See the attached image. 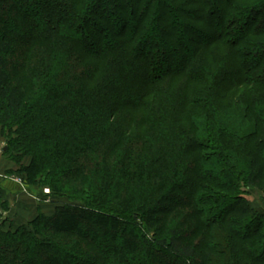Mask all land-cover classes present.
<instances>
[{
    "label": "trees",
    "instance_id": "trees-1",
    "mask_svg": "<svg viewBox=\"0 0 264 264\" xmlns=\"http://www.w3.org/2000/svg\"><path fill=\"white\" fill-rule=\"evenodd\" d=\"M0 138V264H264V0H0Z\"/></svg>",
    "mask_w": 264,
    "mask_h": 264
},
{
    "label": "crops",
    "instance_id": "crops-1",
    "mask_svg": "<svg viewBox=\"0 0 264 264\" xmlns=\"http://www.w3.org/2000/svg\"><path fill=\"white\" fill-rule=\"evenodd\" d=\"M14 165L9 166L6 169L13 168ZM3 169L0 170V195L9 201L11 205V211L13 215L17 216L19 222H26L37 214L39 208H43L46 211L51 210L49 207H44L41 202H39V193L41 191H31L22 189L20 184L15 180L8 178L4 174ZM41 197V196H40Z\"/></svg>",
    "mask_w": 264,
    "mask_h": 264
},
{
    "label": "rangeland",
    "instance_id": "rangeland-1",
    "mask_svg": "<svg viewBox=\"0 0 264 264\" xmlns=\"http://www.w3.org/2000/svg\"><path fill=\"white\" fill-rule=\"evenodd\" d=\"M40 28V26H39ZM4 145V141L1 140L0 138V145ZM13 166V168H9V169H16L17 165L14 162H9L8 159H6V156H4L3 154L0 156V170L3 169L4 171H6V168H8L9 166ZM8 170V169H7ZM8 176V178H18V179H22L20 176H17L16 174H5ZM23 181V180H22ZM24 183V182H23ZM25 185V183H24ZM35 191H41V193H39V202H41V204H43L44 207H49L50 209H53V207L55 206L53 203V199L50 197H45L48 196V194L51 193L50 187H43V188H34ZM245 196L246 198L250 201V203L252 204L253 207H255L258 211L260 212H264V192L259 189V188H252V189H245ZM41 196V197H40ZM43 198V199H42ZM52 211V210H49ZM3 218H8L7 220H9L7 222V225L10 224V222H16L18 223L19 221L17 220V216L13 215V211H11V205H9L8 210L4 211L3 213ZM114 240L118 239V234L116 235L115 238H113ZM99 242H103L101 239H99ZM120 246V245H119ZM109 252V250H108ZM107 252V253H108Z\"/></svg>",
    "mask_w": 264,
    "mask_h": 264
},
{
    "label": "built area",
    "instance_id": "built-area-1",
    "mask_svg": "<svg viewBox=\"0 0 264 264\" xmlns=\"http://www.w3.org/2000/svg\"><path fill=\"white\" fill-rule=\"evenodd\" d=\"M3 146H4L3 144L0 145V156L3 154V151H4V147H3ZM13 179H14L16 182H18L19 184H21V186H22L23 188L26 189V187H24L25 185H24L22 179H18V178H13Z\"/></svg>",
    "mask_w": 264,
    "mask_h": 264
},
{
    "label": "water",
    "instance_id": "water-1",
    "mask_svg": "<svg viewBox=\"0 0 264 264\" xmlns=\"http://www.w3.org/2000/svg\"><path fill=\"white\" fill-rule=\"evenodd\" d=\"M6 149V148H5Z\"/></svg>",
    "mask_w": 264,
    "mask_h": 264
}]
</instances>
